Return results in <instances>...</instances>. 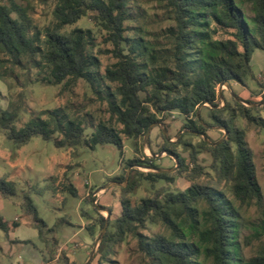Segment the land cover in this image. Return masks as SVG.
<instances>
[{"label":"trees","instance_id":"obj_1","mask_svg":"<svg viewBox=\"0 0 264 264\" xmlns=\"http://www.w3.org/2000/svg\"><path fill=\"white\" fill-rule=\"evenodd\" d=\"M55 1V23L43 34L27 6L14 0L10 4L0 0V80H4L8 66L14 70L16 65L47 72L53 84L67 78H83L96 88L105 80L116 84L105 96L109 118L100 120L89 137L85 136L82 121L60 108L48 109L44 112L46 117H31L18 127L19 106L11 103L0 110V130L17 147L38 135L45 140L53 139L57 147L94 148L112 143L123 153V140L127 137L134 140V147L139 150L138 140L149 125L164 122L166 113L172 112L185 117L184 129L203 133L206 127L200 122L201 115L200 119L197 117L198 105L208 102L218 106V84L233 80L246 85L253 51L264 50V0H158L173 20L165 30L164 45L125 34L130 0ZM247 5L252 15L247 14ZM83 16L104 30L106 40L114 46L107 52L116 61L104 73L100 72V58L94 54L92 30L79 26L65 28ZM235 103L247 128L264 130V117L254 113L256 108L237 100ZM208 109L213 119L210 124L224 126L226 138L216 145L208 144L202 137L197 145L184 136L176 142L164 139L161 150L173 154L177 168L174 172L137 170L136 176L120 187L121 212L100 241L97 251L100 260L112 252L114 244L131 235L139 251L153 264H203L206 260L211 264H264V245L254 256L248 259L243 256L238 241L239 207L234 206L225 192L228 189L239 206L254 204L264 215L263 192L246 129L235 123L236 107L226 103L222 108ZM56 133L59 138L54 137ZM179 146L189 151L188 159L178 152ZM201 150L212 156L213 176L204 181L201 177L209 174L198 162ZM130 164L162 168L152 157L144 160L137 156ZM176 175H185L191 184L183 190H171L165 184L154 186L158 180L171 183ZM142 179L150 182L151 193L133 203L130 194ZM15 193L14 183L0 177V195L9 197ZM26 211L33 215L30 224L47 241V223L39 217L30 199ZM105 221L101 215L95 224L102 228ZM147 223L161 225L163 230L146 235L142 229ZM18 225L17 220L9 225L0 216V227L7 234L10 227ZM94 227L88 225L91 232ZM254 234L256 237L264 234V219ZM247 243L249 237L245 239Z\"/></svg>","mask_w":264,"mask_h":264},{"label":"rangeland","instance_id":"obj_2","mask_svg":"<svg viewBox=\"0 0 264 264\" xmlns=\"http://www.w3.org/2000/svg\"><path fill=\"white\" fill-rule=\"evenodd\" d=\"M14 1L27 6L37 28L43 34L46 28L54 25L55 0ZM4 2L10 4L11 0ZM246 8L247 14L252 15L248 5ZM128 10L126 35L137 38L142 36L159 45L166 44L165 30L173 24V20L163 4L158 0H130ZM13 15L16 16L14 12ZM77 26L92 30L94 54L100 58V72L104 73L105 68L116 61L112 53L107 52L114 47L106 40L107 33L100 30L87 16L65 28L72 29ZM250 65L251 71L247 76L246 85L233 80L229 81L230 88L225 84H218L217 92L222 89V96L218 92V106H212L222 108L228 103L230 107L237 108L235 123L246 129V140L254 152L257 178L264 198V130L259 127L247 128V123L235 103L237 96L257 104L250 106L247 102H241L256 108L254 113L264 117V50L253 51ZM5 70L7 72L4 74V80H0V110L6 109L11 103L18 105V127L23 126L31 117H46L44 112L48 109L60 108L70 117H78L85 127V136L89 137L100 120L109 118L105 96L116 84L101 80L99 87L92 88L83 78H67L59 84H53L49 82L48 73L45 71L39 73L34 68L24 69L19 65H16L14 70H11L10 66ZM208 107L211 106H202L200 115L205 124L211 125L213 119ZM164 119V122H157L152 127L147 138L145 135L139 138L138 147L141 151L134 147L132 138L124 137L123 153L112 143L99 144L94 148L57 147L53 139L45 140L38 135L17 147L1 129L0 177L12 181L16 193L9 197L0 195V216L9 225L16 220L19 225L10 227L8 234L0 227V264H153L150 258L139 251L137 241L131 235L123 242L114 244L112 252L100 260L97 251L101 240L96 243V239L102 228L95 223L99 216L106 218L109 215L104 234L111 229V223L121 212L120 187L126 186L128 180L136 176L137 170L153 171L146 164H130L132 158L138 156L146 160V157H152L158 166L171 168L177 161L171 153L161 150L164 139L179 140L184 136L194 145L198 144L202 137L200 134L185 135L190 131H184L186 120L183 115L178 112L166 113ZM211 126H205L206 130L203 132L209 140L216 141L227 136L223 128L218 125ZM164 130L167 132L166 136ZM54 137L59 138L60 134L56 133ZM177 150L188 159V150L181 146L177 147ZM198 162L209 174H204L201 180L211 178L213 172L210 169V152L201 150L198 153ZM116 177L120 179L114 180ZM114 181L119 184L113 183ZM109 183L110 185L105 187ZM163 184L168 185L171 190H183L191 182L185 175H176L171 183L163 180L154 182V186ZM220 187L223 188L224 184ZM225 192L234 206L239 207L238 221L241 227L238 241L243 256L248 259L264 245V234L259 237L254 234L262 225L264 215L254 204L239 206V201L234 199L230 191L226 189ZM150 193V182L142 179L140 186L130 196L132 202L136 203ZM28 199L36 206L39 217L47 223V241L42 240L38 229L30 224L33 215L26 211ZM98 206L108 210L98 209ZM91 224L95 225L93 232L88 228ZM162 230L161 225L147 223L142 232L152 235ZM246 237H249L247 244ZM93 250L94 254L90 259ZM203 264L211 263L206 260Z\"/></svg>","mask_w":264,"mask_h":264},{"label":"water","instance_id":"obj_3","mask_svg":"<svg viewBox=\"0 0 264 264\" xmlns=\"http://www.w3.org/2000/svg\"><path fill=\"white\" fill-rule=\"evenodd\" d=\"M223 84L227 85V86L230 88V84H229V82L221 83V85H223ZM218 92H219V94L222 96V89H219ZM235 98H236L238 101H240V102H247V101H244V100H242V99H239L237 96H235ZM247 103H248L250 106H255V105H257V104L251 103V102H247ZM206 104H208V105H210L211 107H213V106H212L210 103H208V102H203V103L199 104L198 107H197V117H198L199 119H200V108H201L203 105H206ZM200 122H201L204 126H206V127H212L211 125L205 124L204 121H203L202 119H200ZM156 123H157V122H154V123H152V124L149 125V127H148V129H147V131H146V133H145V138H147V137L149 136V133H150L152 127H153L154 125H156ZM219 127L223 128L224 131L226 132L225 134H227L226 128H225L224 126H219ZM186 130H187V131H190V132H193V133H198V134H200V135L203 137V139H204L208 144H210V145H216V144H218L219 142H221L224 138H226V136H223V137H221L220 139H218V140H216V141H211V140H209V138L207 137V135H206L205 133L197 132V131H191V130H188V129H185L184 131H186ZM182 132H183V131H181V133H182ZM164 134H165V136H166V134H167L166 130H164ZM179 135H180V134H179ZM179 135H177V139H178ZM167 139H168V141H171V142H176V141H177V140H172V139H169V138H167ZM172 155H173V154H172ZM175 161H177V160L175 159ZM177 165H178V164L176 163V165H175L174 167H171V168H153V167H151V169H152L153 171H155V172H170V171H172V170H175V169L177 168ZM113 183H117V184H119V182H116V181H114ZM109 185H110V183H109L108 185H106L105 187H108ZM98 209H106V210H108L106 207H102V206H98ZM108 222H109V215L106 217V221H105V223H104V225H103V227H102V229H101V231H100V233H99V235H98V237H97V239H96V243L99 242V241L102 239V236H103V234H104V231L106 230V227H107V225H108ZM93 254H94V250L92 251V253H91V255H90V259L92 258ZM90 259H89V260H90Z\"/></svg>","mask_w":264,"mask_h":264}]
</instances>
